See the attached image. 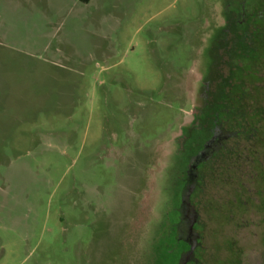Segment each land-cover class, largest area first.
I'll return each mask as SVG.
<instances>
[{
    "label": "rangeland",
    "instance_id": "374dc122",
    "mask_svg": "<svg viewBox=\"0 0 264 264\" xmlns=\"http://www.w3.org/2000/svg\"><path fill=\"white\" fill-rule=\"evenodd\" d=\"M208 1L0 0V264H148L160 173L200 75L178 67L201 48ZM229 175L195 199L202 264H264L261 197H233ZM181 249L164 239L152 264Z\"/></svg>",
    "mask_w": 264,
    "mask_h": 264
},
{
    "label": "flooded vegetation",
    "instance_id": "af4514ba",
    "mask_svg": "<svg viewBox=\"0 0 264 264\" xmlns=\"http://www.w3.org/2000/svg\"><path fill=\"white\" fill-rule=\"evenodd\" d=\"M208 2L196 41L201 48L185 71L178 67L181 73L194 67L200 75L191 119L175 138L160 173L159 214L154 205L145 226L142 244L148 264L154 261L157 243L166 238L182 247L175 264L203 263L195 199L205 195L210 181L220 178V170L230 173L233 197H261L264 211V100L262 95L260 102L251 99L252 89L264 86V79H254L258 71L264 73V0ZM255 102L261 114L258 109L254 113ZM253 184L260 187L255 194ZM138 211L147 212L141 207ZM137 230L139 234V224Z\"/></svg>",
    "mask_w": 264,
    "mask_h": 264
},
{
    "label": "crops",
    "instance_id": "0c3cea01",
    "mask_svg": "<svg viewBox=\"0 0 264 264\" xmlns=\"http://www.w3.org/2000/svg\"><path fill=\"white\" fill-rule=\"evenodd\" d=\"M84 1L89 2V0H84Z\"/></svg>",
    "mask_w": 264,
    "mask_h": 264
}]
</instances>
